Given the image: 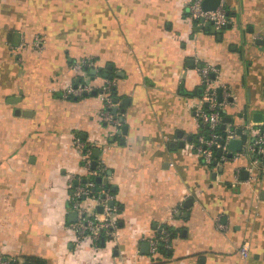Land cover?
Masks as SVG:
<instances>
[{
	"label": "crops",
	"instance_id": "crops-1",
	"mask_svg": "<svg viewBox=\"0 0 264 264\" xmlns=\"http://www.w3.org/2000/svg\"><path fill=\"white\" fill-rule=\"evenodd\" d=\"M191 1L0 0V256L18 264H264V158L243 149L206 165L193 149L201 63L217 65L229 86L232 124L251 139L264 124V0H224L231 26L216 32L191 18ZM85 56L96 59L84 77L97 93L62 97L72 63ZM107 77L116 80L119 130L99 114ZM76 134L106 146L119 228L100 245L76 242L69 226V173L83 171ZM162 225L174 229L171 246L152 254L145 238Z\"/></svg>",
	"mask_w": 264,
	"mask_h": 264
},
{
	"label": "built area",
	"instance_id": "built-area-1",
	"mask_svg": "<svg viewBox=\"0 0 264 264\" xmlns=\"http://www.w3.org/2000/svg\"><path fill=\"white\" fill-rule=\"evenodd\" d=\"M189 12L192 19L203 23L213 21L218 29L224 28L230 21L224 0H221L215 8L204 7V0H192ZM35 39V46H43L40 35H37ZM95 65L96 59L92 56L81 57L74 61L72 68L75 71V79L58 88L61 96L71 98L97 90L98 86L84 77L85 69ZM198 70L204 91L195 110L200 130L193 141V149L206 165H212L215 160L226 161L234 157L228 156V143L239 135L238 126L232 122H225L224 130H222V124L224 116L228 114V108L234 105L235 101L229 86L219 79L217 65L211 62L201 63ZM114 86H116V80L107 77L101 87L104 104L99 114L102 119L119 130L123 122L120 119L119 105L115 101L112 90ZM219 89H221V99ZM116 105H118V110L114 112L113 109ZM246 125L249 124L246 123ZM250 128L253 130L254 127ZM243 134L245 139L248 138V143L244 144L242 150L254 154L255 161H261L264 158V124L255 128L252 139L248 136L247 128ZM72 144L80 155V164L83 169L80 173H69L68 208L77 213L76 219L70 222L69 226L74 231L75 241L90 240L92 244L100 245L103 237L109 236L117 239L118 206L115 202L110 203L115 200V195L111 187L107 185L109 182L108 167L105 159L101 158V152L96 157L93 155L94 147H99L102 151L106 146H100L97 140H88L80 134L73 137ZM219 149L222 150L221 155L217 154ZM94 158L97 159L95 165H93ZM98 177H101V180H98ZM218 225H222L221 222H218ZM145 239L149 243V252L156 254L160 245L171 246L172 230L167 225H162L156 233ZM250 249L251 243L248 240L240 246L239 252L243 259L249 257ZM13 261H16V258H0V264H13Z\"/></svg>",
	"mask_w": 264,
	"mask_h": 264
},
{
	"label": "water",
	"instance_id": "water-1",
	"mask_svg": "<svg viewBox=\"0 0 264 264\" xmlns=\"http://www.w3.org/2000/svg\"><path fill=\"white\" fill-rule=\"evenodd\" d=\"M219 2H220V0L218 1L217 4H219ZM216 6H217V5H216ZM216 6H214V7H206V8H215ZM204 24L206 25V27H207L208 29L210 28L211 31H213V32H216V31H217V29H216V27H215L213 21H205ZM204 24H201L200 27H203ZM230 26H231V25L228 24V27H230ZM196 28H197V27H196ZM218 32H219V31H218ZM218 35H219V36L221 35L220 32H219ZM90 71H91L92 73H95V72H96V69H91ZM219 92H220V99H221V89H219ZM91 93L96 94V93H97V90L95 89V90H93ZM86 94H88V93H86ZM115 101H116V102L119 101V98H118L117 96L115 97ZM124 104H128V102H127V101L125 102V100H124ZM117 110H118V105H116V106L114 107L113 111H114V112H117ZM121 112H125V108H122V109H121ZM255 116H256V118H257V117H259V114H258V115L256 114ZM120 119L123 121V120H124V116H123V115H120ZM231 120H232V117H231L230 115H225V116H224V123L222 124V127H225V122H230ZM126 129H127V125L124 124V125H123V131H126ZM242 133H243L242 128H239V129H238V134H239V135H242ZM223 142H224V141H223ZM244 143H245V140H244V138H242V137H236V138L231 139V140L229 141V147L232 149V151H229V152H228V156H229V157H233L235 151H241L242 148H243V146H244ZM181 144H184V142L181 141ZM100 152H101V150H100L99 147H94V148H93V155H94L95 157L98 156V155L100 154ZM217 154H218V155H221V154H222V150L219 149L218 152H217ZM96 163H97V159L94 158V160H93V165H95ZM214 163L216 164V163H217V160H215ZM244 172L247 173L248 171L245 169ZM109 174H111V170L109 171ZM214 176H215V174H214ZM98 180H101V177H98ZM105 181H107L106 178H105ZM113 189H116V187L113 186ZM113 202H114V201H110V203H113ZM191 205H192V199H191V198H188V199L185 201V206L189 207V206H191ZM99 209L101 210V207H99ZM71 215H74V218H76L77 213L74 211V212L71 213ZM102 243H103V244L105 243V238H104V237L102 238ZM145 244H146L147 246H149V243H148V242H146ZM161 247H163V245H161ZM20 264H41V263H40L39 261L32 260V259H24L23 261L20 262Z\"/></svg>",
	"mask_w": 264,
	"mask_h": 264
},
{
	"label": "trees",
	"instance_id": "trees-1",
	"mask_svg": "<svg viewBox=\"0 0 264 264\" xmlns=\"http://www.w3.org/2000/svg\"><path fill=\"white\" fill-rule=\"evenodd\" d=\"M112 90H113V93H114V95H115V97H116V87L114 86ZM119 111H120V110H119ZM223 128H224V127H222V130H224ZM107 185L111 187V185H110L109 182H107ZM111 189H112V187H111ZM168 227L172 230V235H173V233H174V229L171 228L170 226H168Z\"/></svg>",
	"mask_w": 264,
	"mask_h": 264
},
{
	"label": "rangeland",
	"instance_id": "rangeland-1",
	"mask_svg": "<svg viewBox=\"0 0 264 264\" xmlns=\"http://www.w3.org/2000/svg\"><path fill=\"white\" fill-rule=\"evenodd\" d=\"M0 258H2V256H0ZM6 258H10V257H6ZM18 261V260H17ZM17 261H13V264H18Z\"/></svg>",
	"mask_w": 264,
	"mask_h": 264
}]
</instances>
